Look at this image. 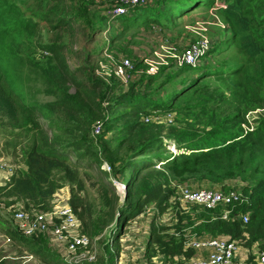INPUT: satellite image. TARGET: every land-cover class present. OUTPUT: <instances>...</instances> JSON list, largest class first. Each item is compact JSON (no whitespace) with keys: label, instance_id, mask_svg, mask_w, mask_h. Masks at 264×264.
Instances as JSON below:
<instances>
[{"label":"trees","instance_id":"obj_1","mask_svg":"<svg viewBox=\"0 0 264 264\" xmlns=\"http://www.w3.org/2000/svg\"><path fill=\"white\" fill-rule=\"evenodd\" d=\"M65 1L36 0L40 8L32 11L23 0H0V120L19 126L27 140L23 168H17L7 184L0 187V198L42 211L57 191L68 187L69 206L81 223L82 233L94 237L112 224L119 223L120 228L136 219L147 205L155 204L162 212L174 192L169 187L171 180L207 183L224 192L233 190L230 181H239L248 201L234 205L225 220L221 219V208L208 211L192 207V213L178 214L170 228L150 223L145 256L191 258L195 250L184 247L185 235L191 234L196 238L235 241L247 251L245 264H255L251 251L256 245H264V118L243 132L239 128L243 112L228 107L231 114H224L223 109L210 106L227 100L240 101L239 105L248 109L253 104L263 106L264 0H218L219 7L216 0H190L185 7L180 5L181 0H146L135 8L145 7L147 12L134 17L126 14L121 23L124 30L112 37L114 43L132 29L155 27L160 15L167 16V23L172 25L174 19L191 9L216 7L230 27L231 41L253 64L254 71L233 69V76H242L239 84L229 89L228 98L206 105L185 104L186 95L196 90L195 83H184L170 99L159 95L162 89L154 84L162 79L163 72L143 77L123 90L116 77L119 83L114 79L106 83L96 75L97 66L87 64L90 55L82 65L72 67L65 56L64 35L82 34L84 43L90 44L108 21L98 15L97 9L93 11L97 22L87 20L84 14L78 17L83 10L75 0H70L69 11L76 14H70L65 10ZM164 5L165 11L160 8ZM90 7L96 8L94 2ZM42 23L57 38L45 43L38 33ZM36 53L47 56L39 62L34 57ZM134 68L135 65L130 75ZM31 79L41 82L54 101L36 102L29 86ZM168 113L178 119V126L168 131L147 119L152 114ZM96 123L101 124V132L94 139L91 132ZM103 161L110 166V175L100 169ZM92 173L97 176L101 200V209L95 212L81 196L82 175L92 178ZM126 174L129 177L121 200L109 178ZM3 205L12 207L9 202ZM243 215L248 217L246 223L241 219ZM6 221L11 224L0 214V230H5L6 238L23 241L31 251L39 250L42 235L39 239L25 238L13 224L12 232ZM115 252L107 241L101 252L106 259L100 264H114ZM99 254L94 264L103 259Z\"/></svg>","mask_w":264,"mask_h":264},{"label":"rangeland","instance_id":"obj_2","mask_svg":"<svg viewBox=\"0 0 264 264\" xmlns=\"http://www.w3.org/2000/svg\"><path fill=\"white\" fill-rule=\"evenodd\" d=\"M177 1V0H176ZM28 2L27 8L34 11L40 8V5L36 3V0H23L22 3ZM66 2V12L70 14H76L74 11H69L70 0ZM76 6H82V12H78L80 17L82 14L87 16V20L97 22V8L90 7L91 2L93 6V0H75ZM81 2L84 4L81 5ZM153 2V1H152ZM190 0H181V6L189 5ZM220 6L219 1L215 3ZM64 5V6H65ZM178 5V3H177ZM176 5V6H177ZM175 6H172L171 10L174 11ZM90 8V9H89ZM95 10H93V9ZM161 9L166 10V6H161ZM100 16L107 18L104 12L97 9ZM145 7H137L128 10L127 16H138L147 12ZM65 12V11H64ZM94 14V15H93ZM126 16V17H127ZM126 17H117L113 21H108L106 25H103L102 31L96 34L93 40L89 43L85 42V37L82 34L74 33L72 35H64L66 50L65 56L72 67H77L84 63L86 56H91V59L87 63L91 67L97 66L98 70L95 71L96 75L108 83L111 79L118 81L113 75V68L116 64L122 60L130 61L134 71L130 75V79L127 84H120L123 90H127L128 87L139 81L143 77L151 76L150 70L152 69L156 73L163 72L162 79L154 84L155 88H161L158 93L162 97L170 99L174 93L179 90L184 83H195L196 90L194 93L186 95L184 99L185 104L190 105H206L216 103L222 98H228L230 95L229 89L239 84L241 75H232V70L240 68L242 71L246 68L250 72L254 71L253 64L246 61L244 56L240 53L237 44L231 41L230 27L224 22L220 14L216 12V7L206 9L204 7H198L191 9L189 13L183 15V17L173 20V24L167 23V16H159V24L155 27H142L139 29H132L119 40L111 42L113 36L120 34V31L124 30L121 23ZM110 22V23H109ZM38 33L43 41L46 43L49 40L57 38V35L49 33L45 29V25L42 23L38 29ZM87 34L89 31L87 29ZM86 34V35H87ZM66 37V38H65ZM200 45L203 47L198 56L195 57L193 62H185L183 60L184 52L194 45ZM83 52L84 55H80ZM46 53H36L35 59L42 61L46 57ZM101 64V66H100ZM179 70H183L182 72ZM209 71V72H208ZM100 72H103L101 75ZM179 72H181L179 74ZM155 75V74H154ZM29 84L30 90L35 96L36 102L39 104H46L54 101V98L48 94V89L41 83L34 79H31ZM195 81V82H191ZM119 83V81H118ZM264 90V88H263ZM73 93V91H70ZM172 94V95H171ZM264 94V92H263ZM240 101L227 100L224 103H216L211 105L212 108L223 109L224 114L230 113L229 108H236L243 112V120L239 126L240 130L245 132L251 128L253 122L264 118V104L252 105V108H244L243 105H239ZM141 118V117H140ZM147 119L151 120L153 124L160 125L164 130L175 128L178 126V119L174 113L168 114H152ZM191 122V120H189ZM200 126V125H198ZM93 130V129H92ZM91 136L96 139L98 136H94L91 132ZM112 134L108 135L110 138ZM25 134L18 126L10 125L9 123L0 120V187L7 184L10 176L14 171L22 167L24 145L26 143ZM169 147V146H168ZM170 151V150H169ZM172 151V150H171ZM172 152H175L173 150ZM70 159L75 161L74 157ZM85 159V158H84ZM103 161L100 169L102 170ZM159 169V167H155ZM111 169V168H110ZM106 172V171H105ZM110 175L109 172H106ZM92 178H87L82 175L84 191L81 196L86 197V200L91 204L92 210L99 211L101 209V200L99 197L97 176L92 173ZM129 177V174L118 177H110L112 186L121 196L125 191V179ZM183 185L192 189H213L221 190L218 186H212L210 184H183L171 180L169 187L173 192V195L168 200V205L162 212L159 211L155 204L147 205L143 207L142 214L134 220H129L119 228L118 224H112L106 228L102 233L94 237H89L82 233V226L77 216L75 215L79 227L77 234L87 236L91 239V246L89 249L80 250L75 255H68L65 250L64 244L62 246L55 245L49 241L48 237L42 235V240H38L40 243L39 250L26 246L23 241H14L6 238L5 230H0V264H64L60 259L66 256L69 258L89 252L94 255V260L91 262L82 261L86 264H94L96 262L97 253L101 254L103 245L108 241L112 250L116 251L114 254L119 256L122 253L127 258L125 264H181L195 259L196 254L193 257L187 258L182 256L181 258H162L161 256H154L152 258L145 256L147 235L150 232L149 224L155 222L156 225H162L166 228L174 226L175 219L178 214H184L185 206H182L175 195L176 186ZM230 187L233 190L241 193L243 183L239 181H230ZM242 194V193H241ZM243 195V194H242ZM83 197V198H84ZM246 202L248 197L244 196ZM120 200V201H121ZM70 189L64 187L56 192L49 202V205L45 210L39 211L33 209L30 206L28 209L23 202H14L13 199L0 198V214L4 215L11 224L7 222V227L15 232L12 224L16 227L14 220V212L21 210L25 213H41L47 212L54 208L56 204L70 205ZM6 202L12 204V207H4ZM121 204V202H120ZM74 213V212H73ZM91 213H93L91 211ZM192 213V207H189L187 214ZM91 219H94L92 214ZM85 220L90 225L89 215L85 216ZM126 224V225H125ZM125 227V228H123ZM123 228V229H122ZM151 228V227H150ZM121 232V233H120ZM120 233L119 239L116 240V235ZM5 235V236H4ZM8 236V235H7ZM185 242L190 240L191 234L185 235ZM35 239H39L36 237ZM184 243V247H185ZM239 253L237 254L235 264H244L247 256V251L240 245ZM263 246L256 245L251 251L253 254L262 249ZM58 254V255H57ZM99 256H103V259L96 264H100L101 261H105L106 256L102 253ZM150 256V255H149ZM99 257V259H100ZM122 257V256H121ZM52 258V259H51ZM58 260H57V259ZM76 257L73 259V261ZM49 260V261H48ZM122 260L125 259L122 257Z\"/></svg>","mask_w":264,"mask_h":264},{"label":"built area","instance_id":"obj_3","mask_svg":"<svg viewBox=\"0 0 264 264\" xmlns=\"http://www.w3.org/2000/svg\"><path fill=\"white\" fill-rule=\"evenodd\" d=\"M144 1L146 0H93L96 8L106 14L107 21H113L117 17L125 16L129 9L139 6ZM201 49L203 47L197 44L187 49L183 54V60L189 63L193 62ZM132 67L130 61L122 60L114 66L113 75L122 84H127ZM150 72L156 74L152 69ZM102 73L100 72L99 74L101 75ZM92 129L93 135L98 136L101 132V124L96 123ZM169 150L173 151L175 148L169 147ZM102 170L109 173L111 171L110 166L106 163H103ZM175 194L178 202L186 207L183 208L185 213H187L189 207H198L208 211L221 208L223 209L221 219L224 220L231 215L234 205L246 203L243 195L236 190L224 192L213 189H192L178 185L176 186ZM241 219L243 223H246L248 217L243 215ZM14 220L18 232L23 237L32 238L45 235L55 245L62 246L64 244L68 255H75L78 251L89 249L91 246L92 241L89 237L77 234L79 224L71 207L67 204H56L51 210L41 213H25L21 210H16L14 212ZM191 237L190 240L184 242L187 243L185 248L195 250L196 258L181 264H235L236 256L240 251L235 241L222 237L196 238L193 235ZM254 256L255 264H264V248L254 253ZM75 257L76 259L73 261ZM94 258V255L89 252L71 258L63 256L65 264H82V261L91 262ZM116 261L117 259H115L114 264H125Z\"/></svg>","mask_w":264,"mask_h":264},{"label":"crops","instance_id":"obj_4","mask_svg":"<svg viewBox=\"0 0 264 264\" xmlns=\"http://www.w3.org/2000/svg\"><path fill=\"white\" fill-rule=\"evenodd\" d=\"M121 256L125 259V261L122 260V257H121ZM115 259H117L116 262H118V263H119V262H120V263H126V261H127V258L124 257L122 253H119V256H117ZM3 264H6V263H3Z\"/></svg>","mask_w":264,"mask_h":264}]
</instances>
